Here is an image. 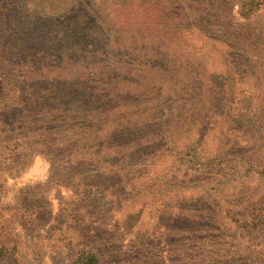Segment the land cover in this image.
<instances>
[{
	"label": "rangeland",
	"instance_id": "374dc122",
	"mask_svg": "<svg viewBox=\"0 0 264 264\" xmlns=\"http://www.w3.org/2000/svg\"><path fill=\"white\" fill-rule=\"evenodd\" d=\"M264 264V0H0V264Z\"/></svg>",
	"mask_w": 264,
	"mask_h": 264
},
{
	"label": "trees",
	"instance_id": "16d2710c",
	"mask_svg": "<svg viewBox=\"0 0 264 264\" xmlns=\"http://www.w3.org/2000/svg\"><path fill=\"white\" fill-rule=\"evenodd\" d=\"M96 257L92 254H87L85 261L82 264H96Z\"/></svg>",
	"mask_w": 264,
	"mask_h": 264
}]
</instances>
